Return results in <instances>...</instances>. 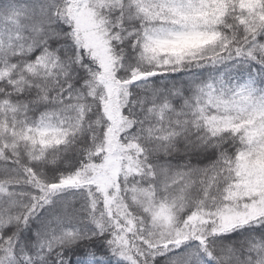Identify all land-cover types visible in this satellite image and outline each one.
Returning a JSON list of instances; mask_svg holds the SVG:
<instances>
[{"label": "snow or ice", "instance_id": "snow-or-ice-1", "mask_svg": "<svg viewBox=\"0 0 264 264\" xmlns=\"http://www.w3.org/2000/svg\"><path fill=\"white\" fill-rule=\"evenodd\" d=\"M0 264H264V0H0Z\"/></svg>", "mask_w": 264, "mask_h": 264}]
</instances>
